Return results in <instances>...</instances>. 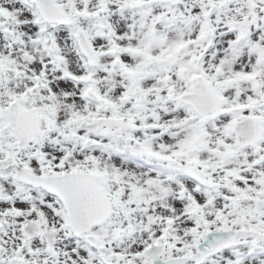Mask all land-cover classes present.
I'll return each instance as SVG.
<instances>
[{"label": "snow or ice", "instance_id": "snow-or-ice-1", "mask_svg": "<svg viewBox=\"0 0 264 264\" xmlns=\"http://www.w3.org/2000/svg\"><path fill=\"white\" fill-rule=\"evenodd\" d=\"M0 264H264V0H0Z\"/></svg>", "mask_w": 264, "mask_h": 264}]
</instances>
